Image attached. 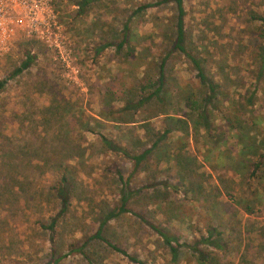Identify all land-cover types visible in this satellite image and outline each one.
Returning a JSON list of instances; mask_svg holds the SVG:
<instances>
[{
	"label": "rangeland",
	"instance_id": "374dc122",
	"mask_svg": "<svg viewBox=\"0 0 264 264\" xmlns=\"http://www.w3.org/2000/svg\"><path fill=\"white\" fill-rule=\"evenodd\" d=\"M79 1L52 3L65 60L23 38L0 59L3 78L25 50L33 54L0 87V264L58 256L56 264H136L88 239L126 190L131 210L107 219L101 231L144 264H264V158L253 172L250 165L264 151V35L255 18L264 15V0H183L185 46L217 82L211 133L185 125L182 101L206 87L186 56L167 54L172 5L136 10L155 0ZM165 54L159 97L140 101ZM101 135L129 153L156 145L133 168L121 152L106 150ZM62 173L67 210L49 229L58 210L51 187ZM144 219L175 239L174 252ZM207 225L221 230L225 245L200 243L208 255L198 262L186 245ZM82 243L86 256L71 247Z\"/></svg>",
	"mask_w": 264,
	"mask_h": 264
},
{
	"label": "trees",
	"instance_id": "16d2710c",
	"mask_svg": "<svg viewBox=\"0 0 264 264\" xmlns=\"http://www.w3.org/2000/svg\"><path fill=\"white\" fill-rule=\"evenodd\" d=\"M168 2L172 5L173 11H174V33L173 37L171 39L170 47L167 52L176 51L182 53V55L186 56L188 60L190 61L192 67L195 70V76L199 80V82L206 87L205 91L200 94L198 97L196 96H185L184 100L182 101V106L187 109L186 113L188 115L189 124L188 122H185L186 127L190 126L194 132H196L198 129H202L205 133H211L215 126L212 123L211 117L208 114L209 108H217V105L212 102V97L215 94V89L217 87V82H215L213 79H211L204 71V68L201 63V58L197 57L196 55L192 54L185 46V17H184V7H183V0H155V1H147L140 3L136 6V10L142 9L146 6L153 5L158 2ZM87 0H80L79 4L82 6L85 4ZM255 18L260 19V25L258 27L259 35H264V15H257ZM125 30V28H124ZM126 33L123 32L121 39L118 43H116V47H121L122 43L125 41ZM165 54L163 57L160 58V60L157 63V74L156 78L152 80L151 83H153L154 87L149 88L146 92L145 96H142L140 101L148 100L152 96L159 97V91L161 88L164 87L165 84V69H164V62L165 57L167 56ZM259 59H260V68L263 67L264 64V45L260 46V51L258 52ZM33 58V54H31L28 50H25L24 58L20 61V63L15 66L11 72L8 74V76H4L3 78H0V87L4 86L3 84L6 82L7 78L10 75L15 74L16 72L20 71L23 68H26L31 59ZM150 82H147V85H152ZM152 85V86H153ZM209 107V108H208ZM177 118V117H176ZM180 120V119H177ZM169 127L165 126L163 128V133L165 131H168ZM263 133H264V127H263ZM264 135V134H263ZM264 138V137H263ZM261 144L264 142V139H261ZM254 141V139H252ZM100 142L104 145L107 151L110 152H121L123 156L125 155L129 159L132 160V166L133 168L136 167V165L139 163V161L144 157V155L152 149L156 145L155 141L152 142V144L146 148H143V150L137 152V153H129L127 151V148L121 147L118 144H115L108 138H106L104 135L100 136ZM264 147V144H262ZM219 156L215 157V160L219 159ZM264 158V151L257 154L256 158H254L253 161L250 162V165L252 167V172L258 168V165L261 163V161ZM114 174L117 176L118 179L121 180V175L119 171L115 168ZM125 185V183L123 182ZM51 190L53 191V197L57 200V212L54 213L52 217H49V223L47 224V228L52 229L53 225L56 223V220L58 217L63 215V212H66L67 205L69 201V192L70 187L69 183L67 182V178L64 175V173L60 174V177L57 181V183L51 187ZM128 196V191L126 192H120V202L118 206L111 209L100 221H98L97 225L94 227L93 231L88 235L89 238H97L103 241L109 248H111L113 251L118 252L126 257H128L130 260L134 261L136 264H144L143 260L136 257L133 254H130L128 251L126 252L123 248L118 246L117 244L110 241L108 238H106L101 231V225L105 223V221L109 218H112L119 213L127 212L128 210H131L128 206H125L126 200ZM246 211H249L250 207H245ZM143 218V217H142ZM144 221L156 232L158 233L162 239H164L165 243L168 244L170 251L174 252L175 247L173 245H170V242H174L175 239L171 237L170 235H167L165 231H163L160 227H158L156 224L149 220ZM200 243H203L205 245H208L211 248H223L225 245L224 240L221 236V230L216 228L214 225H207L205 228V233L199 232L198 238H195L192 242L187 244L186 246L191 249V251L194 253L195 257L194 259L198 262H202L206 260V257L208 255V250L205 248L200 247ZM185 245V243H182ZM82 244H75L72 247V250L79 251L84 256L85 253L82 250ZM177 246V245H176ZM87 258V257H86ZM60 259V256L56 258H50L43 264H56L57 261ZM88 264H92L91 260L87 258Z\"/></svg>",
	"mask_w": 264,
	"mask_h": 264
},
{
	"label": "built area",
	"instance_id": "2783aa9c",
	"mask_svg": "<svg viewBox=\"0 0 264 264\" xmlns=\"http://www.w3.org/2000/svg\"><path fill=\"white\" fill-rule=\"evenodd\" d=\"M53 0H0V59L17 39L37 40L57 50L61 59L59 25Z\"/></svg>",
	"mask_w": 264,
	"mask_h": 264
}]
</instances>
